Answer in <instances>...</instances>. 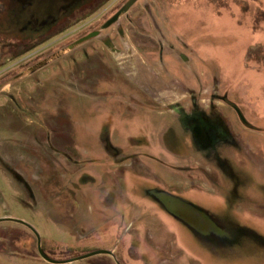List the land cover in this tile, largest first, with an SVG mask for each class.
<instances>
[{"label": "rangeland", "instance_id": "1", "mask_svg": "<svg viewBox=\"0 0 264 264\" xmlns=\"http://www.w3.org/2000/svg\"><path fill=\"white\" fill-rule=\"evenodd\" d=\"M73 1L29 0V3H34L41 13L50 14L55 18L61 8ZM126 1L104 0L95 8L79 14L52 39L37 45L21 57L19 61L21 73L27 70H23L25 66L34 62L38 64L45 59H51L52 65L35 75L40 79L36 83L37 86H30L27 76L15 87L8 86L5 89V92L11 93L18 92L19 89L31 91L35 89L34 93L37 96L32 94L37 98L35 106L26 101H21L20 104L30 106L33 110L36 108L37 112L31 115L25 111L27 113L24 114L17 105H14V108L9 104L0 111V218L10 216L28 222L42 240L47 256L55 261H67L116 247L123 259L125 258L123 262L117 253L120 264H264V252H259L255 246L256 243L259 244L255 236L262 239L264 236L255 232L252 225L246 226L248 230L239 228V216L229 215L220 209L213 214L201 209L200 211L218 223L233 224L229 225V234L225 236H202L147 195L151 179L178 182L174 175L178 174L180 169L176 163L169 162L171 159L164 154L158 155L162 156L159 158L157 155H154L155 157L148 155L146 149L143 152L132 150L142 155L139 160L144 165L134 173L127 170L131 162L115 166L113 160L106 155H101L98 159L103 153L101 148L97 150L98 152L95 148L91 150L92 144H95V137H98L99 117L109 112L108 105L112 107L114 106L112 103L117 105L115 118L120 119V107L126 106L123 97L127 89L126 84L122 83L125 80L122 75L121 82L117 81L119 75L102 73L96 76L93 65L87 62L84 67L81 65L79 67L86 71L85 83L81 86L77 81L78 67L70 58L76 59L79 49L97 46L98 42L93 39L79 46L80 48L77 47L78 49L65 51L69 45L93 32L104 19H109V16L117 12ZM144 2L149 4L151 10L154 2L159 3L161 11L158 15L156 13V16L165 28L167 45H176L182 38L199 53L198 74L203 81L206 79L205 84L211 86L210 91L221 94L222 79L228 77L230 67L234 68L232 73L238 74V80L235 82L240 86V96L248 103V108H253L256 117L253 124L259 130H250L242 123L239 127L248 136V143H255L259 148H263L264 0H141L127 13V17L124 15L119 20L117 25H121L128 32V29H131L130 21L136 22L140 16L146 17ZM149 21L150 19L147 20ZM165 48L167 49V46ZM59 52L56 58L55 54ZM116 58L117 60H114L116 63L122 62V58ZM183 66L182 63L181 67ZM12 68L13 62L6 64V71ZM46 92L52 95V102L43 101ZM83 94L86 96L83 97ZM109 100L112 101L111 104ZM2 104L5 106L6 100H0V105ZM136 105L133 104L135 108L129 109L137 112ZM140 105L147 107L148 110L157 107L163 111L158 103ZM14 109L18 115L10 116L9 112ZM65 109L68 112L74 111L70 113L69 120L64 119ZM50 113L52 117L48 115ZM66 114L69 116V113ZM231 114L234 116V113ZM131 115L123 113L122 116ZM114 138L117 139V136ZM83 144L88 146L89 152L79 147ZM122 152L124 156L131 154L126 148ZM149 153L157 152L151 150ZM143 161L147 164L145 165ZM153 161L158 162V165ZM148 162L157 165L159 170ZM82 174V181L85 182L83 186H79L78 183L81 182H78V178ZM104 175H106L104 179L109 181L124 175L125 196L119 200L114 199V194L111 193L112 182L100 186V189L97 187L98 184L87 183L93 182L95 176L101 178ZM135 175H138L139 179H135L137 178ZM229 176L228 174L227 177ZM98 180L100 181L99 178ZM232 180L238 185V178ZM262 187L264 188V184ZM28 190L33 191L35 199ZM94 190L99 191L91 193ZM205 193V190L194 189L186 197L193 206L203 208L206 201ZM209 198L207 196V199ZM126 201L131 202L132 207H138L137 202L147 204L150 206L147 212L157 210L162 220L163 218L169 220L165 223H170L171 228L175 223L176 229L171 230L176 233L178 243L190 254L179 253L173 237L168 236L166 227L162 226L163 222L155 215H143L142 222L133 225L128 232L126 223L133 210L128 209ZM143 211L141 207L135 210L132 219L139 217ZM141 223H144V226H141ZM11 228H19L26 236L19 240L17 247L13 246L7 250L0 247V264H53L38 255V244L36 252L31 234L37 237L35 232L31 230L30 233L27 228L13 222L0 223L2 230ZM261 233L264 234V228L261 229ZM154 235L158 237V241L156 238L152 239ZM227 239L234 240L235 244ZM29 241L31 246L28 244ZM262 244L264 245L260 243ZM29 248L35 259L33 262H23L21 256L28 254ZM105 262L115 264L112 257L104 254L64 264H106Z\"/></svg>", "mask_w": 264, "mask_h": 264}, {"label": "flooded vegetation", "instance_id": "2", "mask_svg": "<svg viewBox=\"0 0 264 264\" xmlns=\"http://www.w3.org/2000/svg\"><path fill=\"white\" fill-rule=\"evenodd\" d=\"M103 1L104 0H74L66 7L61 8L55 18H52L50 14L38 11L34 3H29V0H0V85H3L21 73L22 67L19 61L22 56L37 47V45L52 39L63 28L67 27V25L79 14L82 15L84 11L95 8ZM139 1L131 10L135 8ZM144 8L147 12L146 17L140 16L139 21H130L131 29H128V32L125 31L121 25L114 24L103 30L100 35L95 38L98 42L97 46L79 49L80 52L77 58H70V61H73V64L78 67L77 81L81 86L85 83L86 71L79 67H84L87 62L93 65L96 76L102 73L105 75H119L117 81L120 82L124 77L125 81L122 83L126 84L127 90L123 98L126 100V106L120 107V119L124 118L128 120L136 116V113L132 111L134 108L132 106L133 104L143 107L140 103H158L162 106V113H167L162 120L163 125H165L162 133V146L165 151L176 160L186 161L188 164L177 165L180 169L178 173L184 177L181 184L177 182L170 185L162 180L159 181L154 178L151 180V185L146 193L153 197L150 194L151 191L165 192L181 200L183 203L193 206L186 197L190 192L186 184H192L194 182L193 175L190 173L197 172L201 175L202 179L212 183L217 179H223V176H227L228 174L232 176L235 175L233 169H231L232 164H234L233 159L235 153L242 155L245 153L247 155L246 159H249L251 165H253L252 163L255 164V161L250 153L243 151L244 146L242 142L232 130L228 120L219 107L220 102L227 101L226 95L224 96L212 92V90L210 91L209 87L211 86L205 84L206 79L203 81L199 76L196 66L193 63L194 55H196L195 48L193 49V46L182 38H179L181 42H178L176 45L174 43V45H167L165 40L168 39H166L165 28L163 23L159 18L157 19L156 16V13L158 15L159 11H161L159 3L154 2V6L151 10L149 4L144 2ZM115 13H112L109 18ZM107 19H104L93 30L95 31L98 29ZM149 19L150 23L147 22ZM106 40L112 43L114 46L113 50L105 44ZM166 46L167 49L165 48ZM114 57L122 58V62L116 63L114 60H117V58L115 59ZM9 62H13V68L6 71V64ZM182 63L184 64L183 67H181ZM205 63L207 62L205 61ZM34 65H36L35 62L29 64V66H25L23 70L29 69ZM49 65H52V63H47L28 76L27 80L30 86H37L36 83L39 82L40 79L36 78L35 75L43 69L46 70ZM16 69L17 72H15ZM121 75L123 77H120ZM20 81L21 79L13 83L10 87H15ZM118 85L122 84L118 83ZM34 90L19 89L18 92L15 91L11 93L5 92V89H3L0 92V100H6L7 104H5V106L4 104L0 105V111L5 107L7 108L9 104L11 107L17 105L23 110L24 114L27 113L25 111H28L31 115L36 114V108L33 110L30 106L27 107V105L22 106L20 104L21 101H26L32 106H35L37 99L35 96L37 95H35L36 93H34ZM85 96L86 95L83 94V97ZM43 101L45 103L52 102V95L46 92L45 100ZM109 102L110 104L112 103L111 100H109ZM216 102H218V104ZM112 104H114L113 107L108 105L109 112L104 113L103 123L99 122L97 128L99 140L98 149L101 148L103 152L102 155H106L110 160H113L115 166H120L125 162H131L128 165L130 168L127 170L137 173L136 170L139 171L140 167H144L139 160L142 155L132 152V149L135 147L139 149L140 152H143V149L150 147L147 131L139 126L133 128V130L138 133V136L128 140L131 154L124 156L122 152L124 149L113 144L110 139L112 130L114 129L115 116L117 114L115 113L117 112V105L115 103ZM129 107L132 109H129ZM232 107L235 109L243 125L250 128L240 110L235 106ZM93 108L95 110V107ZM45 109L46 111L48 110L47 108ZM9 113L11 114L10 116L18 115L15 109ZM66 113H69V116ZM123 113L132 115L131 117H123ZM48 115L52 117L51 113ZM70 117V112L65 109L64 119L69 120L68 118ZM71 120L74 121L73 118ZM77 128H79V126L76 127V130ZM147 130L150 131V128L148 127ZM98 149L95 148V151L98 152ZM193 154H197L198 157L191 158ZM207 165H217L219 167L217 173L213 174L209 171L206 167ZM82 176L83 174L78 178V182H81V184L78 183L79 186H83L82 184L85 182L82 181ZM135 176L137 177L135 179H139L138 175ZM104 177H106V175L101 178L98 176L100 179L99 181L95 176V179L92 180L93 182L87 183L98 184L97 187L100 189V186H104L107 182H112L113 191L111 193L114 194V199L119 200L121 197L125 196L124 185L126 179L124 175L118 176V178L111 179L110 181L104 179ZM28 191L31 197L35 199L36 197L33 191ZM98 191L99 190H94L91 193ZM76 194L77 193H75V195ZM126 205L129 210H133L130 214L129 221L126 223V230L130 232L133 225L142 222V217L145 214L143 213L144 211L142 213L140 212L139 217L132 219L134 211H137L141 206L132 207V203L129 201H126ZM146 215L149 216V212H147ZM6 217L12 218L10 216H3L2 218ZM131 220H133V222H131ZM23 221L26 222L25 220ZM3 222H13L15 225L22 226L25 229L27 228L28 232L31 233L32 229L24 224L14 221ZM26 223L29 224L28 222ZM227 224L228 225L221 223L220 225L226 229H228L229 225H233L228 222ZM156 228L155 231H157ZM31 234L34 238L33 242L35 243L36 252H38L37 244L40 241L41 249L45 253L42 240L40 238L37 239L36 235L33 233ZM25 236L26 235H24L19 228L0 229V247L6 250L13 246L17 247L19 240ZM154 236V238H157L156 235ZM227 241L230 242L232 240L227 239ZM28 244L31 246V241H29ZM19 251L20 249H18V252ZM107 251L113 252L114 257L111 255L107 256L112 257L115 264L119 261L117 253L121 257V260L123 262L125 261V258L123 259V256L116 247ZM27 252L28 254H23V256H21V259H23L22 261L33 262L35 256L31 248H29ZM38 255L42 257L40 253H38ZM105 263L109 264L107 262Z\"/></svg>", "mask_w": 264, "mask_h": 264}, {"label": "crops", "instance_id": "3", "mask_svg": "<svg viewBox=\"0 0 264 264\" xmlns=\"http://www.w3.org/2000/svg\"><path fill=\"white\" fill-rule=\"evenodd\" d=\"M199 39H202V38H199ZM195 40H197V38ZM205 44L207 43L205 42ZM197 58H199V53L196 51V55H194V58H193V63L196 66L197 72L199 73L200 69H198L197 67ZM233 69H234L233 67H230L229 69L230 73L228 77L224 78V80L222 79V83L220 85V91L222 95L224 96L226 95L227 101L220 102L219 105H221L222 108L221 107L220 108L222 109V112L225 118L228 120L232 130L236 133L237 137L242 142L244 146L243 151L248 152L253 156L255 164L252 163L253 165H251L249 163V159L248 160L246 159L247 155L245 153L243 155L239 153L238 154L235 153L234 159H233L234 164H232L231 166V169H233V172L235 174L234 176H232L231 174L229 177L223 176V179H217L216 181L210 183L202 179L201 175H199L197 172L190 173L193 175L194 182L192 184L187 183L186 186H188V189L190 191L189 194L194 189H199V190L202 189L206 191L205 204L203 208L195 206L197 209L199 210L204 209L205 211L210 212L211 214L216 212V210L220 209L222 211H226L225 213H228L229 215L233 214V215L239 216L240 217V222L238 223L240 225L239 228L241 229L243 228V230H248L247 229L248 227L246 226L252 225L254 227L253 230L255 232L264 236V234L261 233V229L264 228V188L262 187V185L264 184V147L259 148V146L255 143H251V142L248 143L249 141L248 136L239 127V125H241L240 123L242 122L239 116L237 115L235 109L232 106H235L236 108H238V110L240 109L242 110L241 112L243 114V118L249 125L250 130H254V131L259 130L255 128L253 124L256 118L254 114V110H252L253 108L252 107L248 108L247 107L248 103H246V101L242 98V96H240L241 95V92L239 90L240 86L238 82H235L236 80H238V74L236 73L233 74L232 73ZM242 107L246 109L247 111L242 109ZM67 108L70 109V106L67 105ZM136 108H137V112L134 111V113H136L135 117H132L131 119H128V120L124 118L116 119V122L114 123V129L112 130L111 137H110L113 144H115L116 146H119V148H122V149L126 148L130 150L129 149L130 147L128 145V140H130V138H132L133 136L135 137L138 136V133H136V131H134L133 128L136 126L137 127L139 126L141 128H144L147 131V138L150 142V147L146 148V151L148 150V155H153V156L157 155L156 157L162 158V156H158V155L164 154L167 158L171 159V161L169 162L173 164L176 163L175 165H187L188 162L176 160L169 153H167L162 146V133L165 127V125H163L162 123V120L163 118H165L167 113H162V111L158 110L159 108L157 107H153L150 110H148L147 107L145 106L143 107L137 106ZM76 110L77 108L75 107V111ZM69 112L72 113L74 111L69 110ZM231 112L234 113V116L233 114H231ZM102 119H104V116L99 117L100 122H102ZM148 127L150 128V131L147 130ZM117 130L119 131V133H117ZM115 136H117V139L114 138ZM94 142L95 144H92L91 150L94 148L96 149L99 148L98 147V144H99L98 137H95ZM81 143L83 142L81 141ZM79 147L89 152L88 146H86L85 144ZM132 150H139V149L133 147ZM151 150L156 151L157 153L156 154L149 153L151 152ZM101 155L102 154L99 155L98 159L101 157ZM197 157H198L197 154L191 155V158H197ZM147 160L151 162L149 159ZM155 162L156 161H153V163ZM153 163H149V165H152L153 167L155 166V169L158 171L159 170V167L157 166L158 162H156L157 165ZM144 164L146 165L147 163L144 162ZM206 167L213 174H216L219 169L217 165H207ZM174 176L176 177V180L178 181V183L181 184V181H183L184 177L179 173L175 174ZM236 178L239 179L237 183L238 185L234 184V181L232 180ZM164 182L170 185L175 184V181L169 182V181L164 180ZM150 194L152 195V191L150 192ZM207 196H209L210 198L207 199ZM136 205L138 206L142 205L141 208L145 209L143 212L144 214L147 213L146 211H148L147 209L150 207L143 202L142 203L138 202L136 203ZM225 213H222V214H225ZM149 214L155 215L158 218V220L160 219V221L163 222V225L162 224L161 225L163 227H166L165 231L169 233L168 236L173 237L174 243L179 253L181 254L185 253L189 255L190 253L186 249H183V247L178 243L176 239L177 235L173 231L177 227L175 223H174L173 228L169 227L170 223H165V222H168L169 220L164 219V218L162 220L161 215L157 210L155 211L154 209H152V211L150 210ZM210 218L213 220L212 217ZM213 221L217 224L218 227H220L222 230H225L227 234L229 233L228 229L220 225L221 223L219 224L216 220H213ZM249 223H252V224H249ZM141 226H144V223H141ZM255 237L258 238L256 239V241L259 242V244L255 242L256 243L255 246L257 250L261 253L264 252V245L263 244H262L263 246L260 245V243H264V239L259 238L257 235ZM152 239H155V238H152ZM163 239H164V242H166V239L165 238ZM155 240L158 241L159 240L158 237ZM230 243L235 244V241L232 240L230 241Z\"/></svg>", "mask_w": 264, "mask_h": 264}, {"label": "water", "instance_id": "4", "mask_svg": "<svg viewBox=\"0 0 264 264\" xmlns=\"http://www.w3.org/2000/svg\"><path fill=\"white\" fill-rule=\"evenodd\" d=\"M138 1L139 0H127L124 3V5L112 17H110L104 24H102L95 31L89 33L88 35L80 38L76 42L69 45L66 48L67 50L65 52L72 51L75 48L97 38L103 30L109 28L110 26H112L114 24H117L119 22V20L124 15H126ZM105 44L109 48H111L112 50L114 49V46L112 45V43L110 41L106 40ZM59 54H60V52L55 54L56 58L59 56ZM50 61H52V60L51 59H45L44 61H42V62L34 65L33 67L27 69L25 72L18 74L17 76L10 79L8 82L4 83L3 85H0V92L3 89H6L8 86H11L16 81H19L20 79L29 76L34 71L42 68L44 65H46ZM152 196L158 202H160L171 215H173L176 218L183 221L187 226H189L191 229H193L196 233H198L202 236H208V235L224 236V235H227V232L225 230H222L220 227H218L217 224L209 216H207L204 212L197 209L195 206H192V205L187 204V203H183L181 200H179V199H177V198H175V197H173V196H171L165 192L152 191ZM3 221H14V222L24 224V225L28 226L29 228H31L33 230V232H35L37 234V237L39 238L36 230L32 226H30L29 224L24 222L23 220L8 218V217L0 218V222H3ZM38 250H39V253L44 260H46L47 262L53 263V264L70 263V262H74L76 260L88 258V257L95 256V255H101V254L113 256L112 251L100 250V251H96V252H93V253H90V254L75 258V259H71L68 261H55V260H52L51 258H49L42 251L40 241L38 242ZM117 264H119V263L117 262Z\"/></svg>", "mask_w": 264, "mask_h": 264}]
</instances>
